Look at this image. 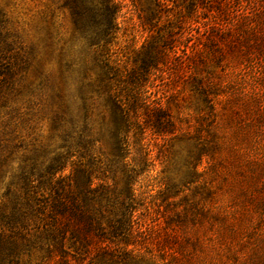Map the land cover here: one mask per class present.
<instances>
[{
    "label": "rangeland",
    "instance_id": "obj_1",
    "mask_svg": "<svg viewBox=\"0 0 264 264\" xmlns=\"http://www.w3.org/2000/svg\"><path fill=\"white\" fill-rule=\"evenodd\" d=\"M248 1L171 0L151 31L132 0H121L111 53L122 67H134L160 27L173 31L177 55L190 56L184 62L171 55L147 87L152 99L169 102L177 129L157 139L147 133L153 167L137 187L146 198L147 209L137 213L146 251L159 264H264V57L254 47L264 39V0ZM61 5L0 0V139L17 147L5 183L23 156L49 143L56 97L77 99L81 70L93 61ZM184 209L188 219L173 235L166 218Z\"/></svg>",
    "mask_w": 264,
    "mask_h": 264
},
{
    "label": "trees",
    "instance_id": "obj_2",
    "mask_svg": "<svg viewBox=\"0 0 264 264\" xmlns=\"http://www.w3.org/2000/svg\"><path fill=\"white\" fill-rule=\"evenodd\" d=\"M170 1L132 0L151 31L161 13L171 10ZM192 6L196 13L197 5ZM61 7L70 13L93 61L81 70L77 99L56 97L59 109L50 119L49 143L23 156L18 173L6 183L5 167L17 147L0 139V264H159L146 251L148 234L137 217L147 209L146 198L137 187L153 167L144 144L147 133L157 139L177 129L169 102L152 99L147 87L172 56L178 61L190 56L186 50L177 55L173 31L160 27L127 69L111 53L120 30L121 0H62ZM3 23L0 12V31ZM254 47L264 57V39ZM2 58L0 49L1 67ZM188 213L171 211L166 218L173 235Z\"/></svg>",
    "mask_w": 264,
    "mask_h": 264
}]
</instances>
